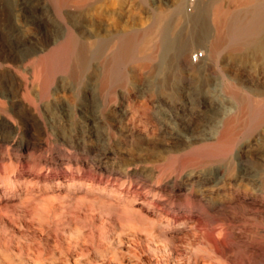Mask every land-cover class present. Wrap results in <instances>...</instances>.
Instances as JSON below:
<instances>
[{
	"label": "bare ground",
	"instance_id": "bare-ground-1",
	"mask_svg": "<svg viewBox=\"0 0 264 264\" xmlns=\"http://www.w3.org/2000/svg\"><path fill=\"white\" fill-rule=\"evenodd\" d=\"M41 1L0 0V209L14 205L45 242L1 236L0 264H264L259 233L236 225L264 211V0H205L192 16L183 0L168 13L151 0ZM129 92L159 117L129 109ZM72 93L93 143L75 131L53 143L44 124L36 140L35 117L70 112ZM107 112L150 159L115 160L96 129Z\"/></svg>",
	"mask_w": 264,
	"mask_h": 264
},
{
	"label": "rangeland",
	"instance_id": "rangeland-1",
	"mask_svg": "<svg viewBox=\"0 0 264 264\" xmlns=\"http://www.w3.org/2000/svg\"><path fill=\"white\" fill-rule=\"evenodd\" d=\"M172 1L173 0H164V1L162 0V2H157V1L151 0L150 3H152L153 5L152 4H150V5L152 7L154 6L153 8H155V10H159L163 13H168L171 9ZM203 1H205V0H194L193 2H191L190 0H183V3H184L183 4V12H184V14L187 16L194 15L196 12L197 3L203 2ZM41 4H43V1H41ZM48 9L50 11L49 6H48ZM208 25L210 26V22H208ZM204 53H205L204 49L201 46L200 47L196 46L193 49V52L190 53V56H192L193 54H195V55L198 54L199 58H201V55H203L202 58H204ZM240 54H241L240 56H242V57H240V56L239 57L244 58L246 60H252V59L258 57L255 54L248 53V51H243ZM192 61L194 63L196 61V58L194 56H192ZM219 79L220 78L217 75V80L214 81L213 84H211L209 86L210 90L211 89L212 90H218ZM145 80H146L145 82H147V80H148L149 83L154 86V88L162 82L160 77H158V78L153 77L151 79L147 78ZM66 99H67V105L70 109V112H63L60 109H58L57 107H55L54 105H52L50 113L48 115L41 114V115H37L35 117V122L32 123V125H31V131L33 132V137L38 141L44 139L43 134H42L43 133L42 125L44 124L45 128L47 129V131L49 133V136H50L49 138L51 139V141H53V143L55 141L54 139L56 138L55 134L58 133V135H59L60 133H62L63 135H68V134H70V132L73 133V131H75L77 133V135H80V137L82 136V138L86 141V145L92 144L93 142H90V143L88 142L90 140V135H91L90 133H92V128H89L86 125L84 119L79 118L78 116L74 115V113H73L74 106L76 105L74 93L68 94L66 96ZM128 99H129V101H128ZM131 100H132V103L130 102ZM174 101L179 102L180 100L175 99ZM122 102L124 104H128L127 107L129 109L130 108L131 109L137 108L138 113L140 115H142L143 117H146V119H148V120L150 119L152 121L154 119V117H159V114L157 112L158 109L154 107L153 100L146 95L144 97H140L139 95H136L132 92H129V93H126ZM102 116L103 117L101 119V123L99 125H97L96 129H97L98 133L104 138L105 144L108 146L110 144L109 148H111L116 153V155H115L116 159L115 160L117 162H119V164L122 167H125L132 162L142 161V160L144 161V160H147L148 158L150 159V155L147 153L148 151H144L139 146H137L134 138H132V132H131L132 129H131V125L129 123L120 121L111 112L104 113ZM45 120H47V121H45ZM212 124L213 123H211V125H209V126H212ZM111 125H112V127H111ZM261 147L264 148V143L261 145ZM111 157H113V156H111ZM112 162H113V159L107 160V165H109V167H110ZM88 175L89 174H87V176ZM227 183L238 184V181L233 180L231 178L230 180L227 181ZM239 185H241L242 187H247L246 185H244V183L239 182ZM47 200H48L49 204H51L54 207H57V206L65 203V200L59 196L58 197L51 196ZM86 202L87 201L85 200L84 202H82L81 205L87 206L88 202L87 203ZM2 208H4V209L2 210ZM2 214L4 216H1ZM94 214H97V211ZM11 220L15 221L16 223L12 222ZM22 220H23V223H22ZM0 221H1L0 222V237L1 236H5V237L7 236L8 237L11 234H13L16 237V239L18 238L17 241L14 240V242H13V244L15 246L22 247L23 245L26 246L29 244L32 246L34 244H39L40 246H42L45 242V240L42 238L45 235V233L41 234L42 235L41 236L39 234L37 224L35 222L33 224H31V222L29 220L25 221L22 218V214L18 210V208H16L14 205L12 206V204L8 207L7 206L1 207V209H0ZM28 221H29V223L25 224V222H28ZM6 222L9 223L8 225L10 226V228H9V226H7ZM30 224H31V228H30ZM236 225H239L240 228H242L246 233H249V232L254 231V230L257 231V233H259V235H258L259 239L261 241H264V238L262 237V235H263L262 232L264 230V226H262V225H264V211L262 209H260L259 211L253 210V211L248 212L245 217H242L238 220ZM34 228H36V229H34ZM260 228H263V229H260ZM12 229H13V231H12ZM28 230L30 231V233L28 232ZM36 231H37V233H36ZM1 233H2V235H1ZM17 235H18V237H17ZM18 244H20V245H18ZM6 254H7L6 249L3 247H0V255L3 256ZM9 259L13 260V257L10 256Z\"/></svg>",
	"mask_w": 264,
	"mask_h": 264
},
{
	"label": "built area",
	"instance_id": "built-area-1",
	"mask_svg": "<svg viewBox=\"0 0 264 264\" xmlns=\"http://www.w3.org/2000/svg\"><path fill=\"white\" fill-rule=\"evenodd\" d=\"M191 2H193V0H190Z\"/></svg>",
	"mask_w": 264,
	"mask_h": 264
}]
</instances>
